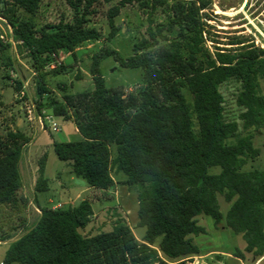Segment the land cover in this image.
Returning a JSON list of instances; mask_svg holds the SVG:
<instances>
[{"label":"trees","instance_id":"trees-1","mask_svg":"<svg viewBox=\"0 0 264 264\" xmlns=\"http://www.w3.org/2000/svg\"><path fill=\"white\" fill-rule=\"evenodd\" d=\"M113 1L118 3L107 13L106 40L121 32L116 18L134 2L150 18L149 37L137 42L134 54L126 58L110 47L99 49L90 69L94 89L71 94L60 85L63 96L58 99L47 78L59 69L48 67L59 52L75 55L103 38L90 17L100 4ZM40 3L0 0V20L11 27L15 48L31 60L38 76V112L72 120L78 130V141L54 142V152L70 164L74 176L101 191L114 186L113 172L122 174L123 184L138 189V226L146 231L140 241L118 221L112 231L86 237L81 230L94 215L90 201L64 208L42 206L38 195L49 191L45 155L35 184L40 218L10 243L3 264H178L201 254L193 239L206 234L199 217L223 221L219 196L229 204L226 226L242 235L247 253L264 258V170H246L260 156L251 131L264 129V48L238 37L230 48L211 52L205 17L212 0H66L73 20L45 26L36 22ZM160 7L170 19L153 27L151 18ZM11 48L0 30L6 68L14 65ZM108 57L123 68L142 71L143 83L136 92L125 95L106 87L100 63ZM231 82L238 84L241 125L227 118L221 87ZM30 142L20 128L0 133L2 206L27 202L20 197V165ZM11 239L0 235V242ZM237 255L244 257L240 251Z\"/></svg>","mask_w":264,"mask_h":264},{"label":"rangeland","instance_id":"rangeland-1","mask_svg":"<svg viewBox=\"0 0 264 264\" xmlns=\"http://www.w3.org/2000/svg\"><path fill=\"white\" fill-rule=\"evenodd\" d=\"M40 9L36 22L40 26L57 25L61 19L71 22L74 12L66 0H40ZM169 3L176 0H167ZM211 10L207 11V46L211 52L215 47L230 48L228 45L238 37L244 38L255 46L264 48V0H212ZM118 1L102 3L97 7V13L90 17L92 26L103 35L97 42L85 44L75 55L61 51L57 56L60 63L59 72L48 76V89L61 100L63 92L60 85L67 87V93L79 94L94 89V79L90 73L92 56L105 47L118 51L123 57L134 54V45L142 38H148L150 18L138 2L122 8L116 18V24L121 27L112 41L106 37L110 31L107 13ZM153 27L165 24L170 14L159 8L151 18ZM0 30L5 41L12 44L8 55L14 61L11 68L3 65L0 56V133L5 136L8 131L20 128L31 142L25 147L20 165L22 175V189L20 197L27 202H19L16 207L0 205V235H9L13 239L0 242V264H3L6 251L11 242L20 238L36 225L40 218V211L35 203V184L38 178L39 162L47 155L45 176L49 179V191L38 195L42 206L64 208L74 206L83 200L90 201L94 215L90 224L81 233L92 237L103 232L112 231L118 221L125 222L134 232L138 240H142L146 229L138 226V189L135 186L123 184L125 177L115 174V184L107 191L90 187L82 178L71 173L69 163L60 161L54 152V142H75L80 139L77 128L72 120L55 119L59 124L58 133L42 130L37 116L29 121L27 103L37 101L38 76L34 72L32 62L25 54H19L11 39V27L0 20ZM172 39L176 35L170 36ZM211 41V42H210ZM163 44V42H162ZM101 74L108 89H119L125 95L136 92L142 85V71L123 68L113 57L101 60ZM21 83V89H18ZM27 85L26 97H21V90ZM238 84L235 82L224 84L221 92L225 98L227 118L239 120L241 110L237 107L235 95ZM264 94V80L261 81ZM47 112V111H46ZM48 115H52L47 112ZM241 125V124H240ZM242 127V126H241ZM254 145L260 150V156L246 167V170H264V129L252 130ZM218 171V169L216 170ZM223 221L216 224L210 217H199L198 221L206 229V234L193 237L194 243L200 248V256L193 257L178 264H264V258L256 259L245 251L246 242L241 234H236L226 226V215L229 204L219 196ZM158 243V242H157ZM158 244L155 245L157 247ZM240 251L243 258L237 255Z\"/></svg>","mask_w":264,"mask_h":264},{"label":"built area","instance_id":"built-area-1","mask_svg":"<svg viewBox=\"0 0 264 264\" xmlns=\"http://www.w3.org/2000/svg\"><path fill=\"white\" fill-rule=\"evenodd\" d=\"M56 58H57V56H55V59ZM59 64L60 63L56 59L55 62H53L48 67V69H51V70L56 69ZM26 87H27V85H24L23 89L20 92L22 98L26 97V94H27V88ZM27 113H28L29 121H33V119L35 118L34 115L37 116L38 122H39L42 130H45L46 127H45L44 121H47L48 122V127H47L48 130H50L51 132H55V133H58L60 131V126H59V124H57L55 122V118L52 115H48V113L46 111H42L41 113L38 112L36 102L30 100V102L27 103Z\"/></svg>","mask_w":264,"mask_h":264},{"label":"crops","instance_id":"crops-1","mask_svg":"<svg viewBox=\"0 0 264 264\" xmlns=\"http://www.w3.org/2000/svg\"><path fill=\"white\" fill-rule=\"evenodd\" d=\"M77 132H78V130H77Z\"/></svg>","mask_w":264,"mask_h":264}]
</instances>
